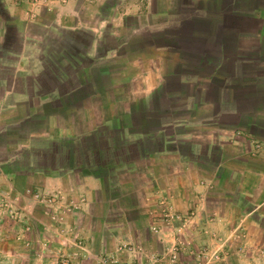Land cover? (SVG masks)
I'll list each match as a JSON object with an SVG mask.
<instances>
[{
	"label": "crops",
	"instance_id": "1",
	"mask_svg": "<svg viewBox=\"0 0 264 264\" xmlns=\"http://www.w3.org/2000/svg\"><path fill=\"white\" fill-rule=\"evenodd\" d=\"M0 166H21L2 177L31 207L18 264L56 241L35 192L82 264L165 251L161 201L197 234L247 236L223 249L262 247L264 0H0Z\"/></svg>",
	"mask_w": 264,
	"mask_h": 264
},
{
	"label": "rangeland",
	"instance_id": "2",
	"mask_svg": "<svg viewBox=\"0 0 264 264\" xmlns=\"http://www.w3.org/2000/svg\"><path fill=\"white\" fill-rule=\"evenodd\" d=\"M18 1L31 4L38 3L39 1L42 3L59 2L64 4L67 0ZM33 15L34 11L31 10L30 17L34 18ZM18 167L21 166H10V168L8 166H0V199H4L0 200V226L5 224L7 225L6 227H9L11 229L10 231H12V234L10 235V245L7 242V239L2 238L0 235V264H4L8 260L10 261V264H18L21 254L16 251L17 246L20 245L24 248H32L29 237L23 235L25 232L31 231L32 228V223L26 220L24 216L25 209L28 210L31 208L27 207L30 203L28 201V203H25L23 196L18 191L12 189L11 186L9 187L8 184L4 183L2 177L7 169L12 171L11 169H18ZM16 171L17 170L14 172ZM35 201L37 202L35 203L36 205L38 204L42 206V209H38L41 214L45 216L47 214L49 216V221L51 220L50 222L52 223L51 227L54 229L51 230L54 234V237L52 236V238H55L56 240L51 248H49V252H46L49 259L46 263L42 262V264H82V262H79V258H76V260L71 258L70 252L73 247V251L78 252V250H82L79 248L82 244H80L78 240L75 241L73 235L70 234L72 229L66 226L67 222L65 221V217L57 211L60 208L56 207L57 204L49 205L52 202L50 197L43 202L37 199H35ZM154 206L156 207V211H153L152 215L154 218L158 219L159 223H155L150 227V230L154 234H161L162 232L167 233V230H169L170 234H166L169 235L167 237L169 247L159 254H153L151 257L144 255L143 257L145 259L142 261L158 256L163 257L165 264H264V245L262 247L258 246L257 249H253L256 248L255 245H247V247L251 248L250 250L247 248L246 250H241V246L239 247V245H237L236 249L233 251L223 249L225 244L227 247L231 242L236 243L237 241H234L235 239H239L240 242L243 240L241 244L246 243L247 236H237V233L234 235L229 234L224 237L217 236L210 227L203 230L204 234H197L195 232L199 225V218L196 217L195 213L189 211L185 214L177 213L176 216L174 215L172 217L165 216L162 212L163 210L160 202H156ZM48 243L49 241H43L40 245L42 248H45V246L48 248ZM3 245L6 246L4 250ZM120 246L123 252H125L124 259L118 255L120 247H117L115 254L114 252L105 253L96 257V259L94 258L96 264H121L123 262L138 259L136 258V251L138 252V249L134 250L135 247L131 243H123ZM259 247L262 250L259 249ZM12 248H14V251L7 250ZM42 252L39 251L38 254H35L36 258L39 259V262L44 260ZM84 252L88 254L87 251L84 250ZM173 254L175 257H172ZM77 256L79 255H75V257Z\"/></svg>",
	"mask_w": 264,
	"mask_h": 264
},
{
	"label": "built area",
	"instance_id": "3",
	"mask_svg": "<svg viewBox=\"0 0 264 264\" xmlns=\"http://www.w3.org/2000/svg\"><path fill=\"white\" fill-rule=\"evenodd\" d=\"M259 147L258 143L255 144V148L257 149ZM34 196L36 197H41L43 200H46L48 199V197H45L44 195H41L39 192H35L33 194ZM0 200H4L3 198H1ZM5 202V201H4ZM161 205H162V212L165 216H176V214L174 213V211L171 209L170 210V205L166 204L164 201H161L160 202ZM172 257H175L174 254ZM121 264H165V262L163 261V257H158V256H155V257H152L146 261H142V260H139V259H134V260H130V261H127V262H123Z\"/></svg>",
	"mask_w": 264,
	"mask_h": 264
}]
</instances>
